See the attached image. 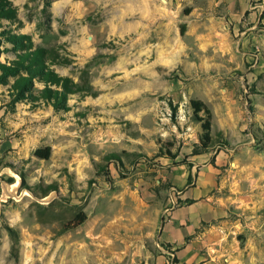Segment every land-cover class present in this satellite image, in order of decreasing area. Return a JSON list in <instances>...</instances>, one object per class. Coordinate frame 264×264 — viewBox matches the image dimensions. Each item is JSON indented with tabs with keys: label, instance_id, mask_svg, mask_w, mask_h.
Listing matches in <instances>:
<instances>
[{
	"label": "rangeland",
	"instance_id": "obj_1",
	"mask_svg": "<svg viewBox=\"0 0 264 264\" xmlns=\"http://www.w3.org/2000/svg\"><path fill=\"white\" fill-rule=\"evenodd\" d=\"M9 1L0 64L80 91L0 70V180L57 193L0 198V264H264V0Z\"/></svg>",
	"mask_w": 264,
	"mask_h": 264
},
{
	"label": "trees",
	"instance_id": "obj_2",
	"mask_svg": "<svg viewBox=\"0 0 264 264\" xmlns=\"http://www.w3.org/2000/svg\"><path fill=\"white\" fill-rule=\"evenodd\" d=\"M16 7L12 5L9 0H0V20H13L16 17ZM45 50L37 48L33 51L20 53L16 56V59L12 61V66L8 67L0 64V70L3 74H9L11 76H16L20 73L26 76H19L15 81L16 87L20 88L24 86L29 80V77L42 76L46 81L54 84L60 90L50 91L46 99L50 101L53 99V106L56 108L60 101H63L65 97L69 94H74L79 92L80 89L77 85L72 82L70 78L61 77L54 73L52 70L45 69V62L43 60V53ZM28 76V77H27ZM189 106L195 117L199 114H203L204 118H198L201 122V128L203 130V135L201 136L200 143L203 147L207 146L210 141L209 131H210V111L208 108L198 100H191ZM50 154V148L46 147L43 149H37L34 152V156L39 159H48ZM86 219V215L81 212L73 218V220L68 224L69 226L64 229H72L81 225Z\"/></svg>",
	"mask_w": 264,
	"mask_h": 264
},
{
	"label": "water",
	"instance_id": "obj_3",
	"mask_svg": "<svg viewBox=\"0 0 264 264\" xmlns=\"http://www.w3.org/2000/svg\"><path fill=\"white\" fill-rule=\"evenodd\" d=\"M19 186L20 184L9 186L8 184L0 180V188H1L0 198L5 200L7 197H11L15 200H18L19 198H21L22 194L25 193V194H28L30 197H32L38 203L47 204V203H50L57 196V193L53 191L47 196H45L44 198H36L35 196H33L31 191L27 188L26 189L23 188L18 191Z\"/></svg>",
	"mask_w": 264,
	"mask_h": 264
},
{
	"label": "bare ground",
	"instance_id": "obj_4",
	"mask_svg": "<svg viewBox=\"0 0 264 264\" xmlns=\"http://www.w3.org/2000/svg\"><path fill=\"white\" fill-rule=\"evenodd\" d=\"M23 194H24V193H23ZM23 194H22V195H23Z\"/></svg>",
	"mask_w": 264,
	"mask_h": 264
}]
</instances>
